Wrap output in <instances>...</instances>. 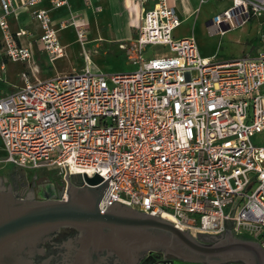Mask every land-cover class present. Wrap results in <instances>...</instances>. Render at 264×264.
Here are the masks:
<instances>
[{
	"label": "built area",
	"instance_id": "built-area-1",
	"mask_svg": "<svg viewBox=\"0 0 264 264\" xmlns=\"http://www.w3.org/2000/svg\"><path fill=\"white\" fill-rule=\"evenodd\" d=\"M41 1L22 0V7L39 24L38 50L55 63L65 55L58 31L73 27L84 46L87 17L82 10L53 21L49 9L37 7ZM67 5L50 0L51 9ZM15 11L13 0H0L2 69L4 60L34 56L33 41H21L31 34L10 29ZM261 16L264 0H231L206 25L222 34ZM180 24L167 0L143 11L132 49L119 44L136 66L131 72L101 73L87 50L78 71L45 79L23 71L21 85L0 97V164L52 167L78 185L86 184L83 175L103 182L111 176L100 214L116 201L161 218L170 214L195 237L229 230L264 251V145L253 143L264 133V46L218 62L202 56L194 37L176 38ZM146 47H155L148 58ZM30 70H37L32 63Z\"/></svg>",
	"mask_w": 264,
	"mask_h": 264
},
{
	"label": "water",
	"instance_id": "water-1",
	"mask_svg": "<svg viewBox=\"0 0 264 264\" xmlns=\"http://www.w3.org/2000/svg\"><path fill=\"white\" fill-rule=\"evenodd\" d=\"M75 176L65 175L62 192L66 199H45L43 201H17L13 193L0 191V264H15L16 245L26 236L37 234L60 226H76L90 231L101 227L113 229L115 249L120 251L150 250L169 254L174 261L188 264H255L251 256L258 259L257 264H264V251L252 241L234 237L225 230L218 243L208 244L207 239L216 237L199 235L178 229L170 221L159 216L145 214L128 206L113 201L99 213L98 202L108 186L98 175H83L84 185L72 181ZM119 207L127 215H114L112 210ZM112 239V238H111ZM10 249L7 253H5ZM148 258L139 264H152ZM255 262V261H254Z\"/></svg>",
	"mask_w": 264,
	"mask_h": 264
},
{
	"label": "rangeland",
	"instance_id": "rangeland-1",
	"mask_svg": "<svg viewBox=\"0 0 264 264\" xmlns=\"http://www.w3.org/2000/svg\"><path fill=\"white\" fill-rule=\"evenodd\" d=\"M217 1L223 3L216 6L212 0L208 1L204 5L199 16L182 23L174 31V36L176 38L194 37L203 56H214L215 61L218 62L240 58L250 53L251 49L254 47L258 49L260 43L264 46V40H262V37H264V18L262 17L252 18L247 24L240 27L241 29L226 30L222 34L215 27H207L205 19L211 17L218 11H222L226 5L229 6L231 3L230 0ZM88 15L93 14L89 12ZM68 28H71L73 31L71 29L65 30L61 38V44L65 49V55L55 62V64L49 61L48 56L44 52L38 50V43L36 41L32 42V52L34 56L29 62L19 63L8 61L5 69L0 70V95L14 91L16 86L21 85L19 76L23 70H26V73L31 75V77L32 73L37 76L40 75L41 77H46V75L50 77L56 74L57 71H64L66 73L72 72L73 70L78 71L84 66L83 50L89 52L91 63L95 65L101 73L111 75L131 72L136 69V66L129 62L126 51L120 49L118 43L111 41L110 36L108 37L105 32L101 34L97 33V31L95 32L93 24H88L87 26L89 33L86 36V44L84 46H81L76 40L75 29L73 27ZM32 29L33 27H30V30ZM30 33L31 32H29V34ZM65 44H68L67 48H65ZM126 45L130 50L132 49L131 40L128 41ZM154 49L155 47H146L144 56L148 58ZM4 62H6V60H4ZM31 63L33 67H38V70L32 72L30 70ZM253 143L264 145V133L258 135L253 140ZM1 148L2 145L0 143V157H3ZM27 170L29 172L33 171L30 167H28ZM34 173L44 175L52 182L59 181L56 172L51 168L35 170ZM28 175L31 176L32 173H28Z\"/></svg>",
	"mask_w": 264,
	"mask_h": 264
},
{
	"label": "flooded vegetation",
	"instance_id": "flooded-vegetation-1",
	"mask_svg": "<svg viewBox=\"0 0 264 264\" xmlns=\"http://www.w3.org/2000/svg\"><path fill=\"white\" fill-rule=\"evenodd\" d=\"M12 191L17 201L56 200L62 196L63 184L44 183L35 187L33 184L22 182L16 184L0 183V191ZM65 200V199H63ZM114 215H127L128 212L115 207ZM109 227H101L90 231L76 226H60L37 234L24 237L15 247L10 258L15 264H139L144 259L154 258L152 264H164L167 259H174L172 255L159 253L155 258V251L150 250L120 251L114 248L113 235ZM112 238V239H111ZM220 237L207 239L208 244L218 243ZM8 249L5 253H7ZM253 263L258 259L251 256ZM255 261V262H254Z\"/></svg>",
	"mask_w": 264,
	"mask_h": 264
},
{
	"label": "crops",
	"instance_id": "crops-1",
	"mask_svg": "<svg viewBox=\"0 0 264 264\" xmlns=\"http://www.w3.org/2000/svg\"><path fill=\"white\" fill-rule=\"evenodd\" d=\"M67 1H68V5L61 7L64 9L61 8L51 9L50 0H42L37 5V7L49 9V14L53 21H58L60 19H67L69 17V13L80 12L83 10L86 14L88 24L89 25L93 24V26L95 27V32L97 31V33L99 34L105 32L108 35V37L110 36L111 41L118 43V47H119V44L124 43L126 45L128 41L134 38L137 28L139 26V20L142 12L147 9H151L157 0H146L142 4L135 3L131 0H91L92 3L90 8H86L84 6L83 0H67ZM208 1L210 0H167V3L168 5L172 6L175 9L182 24L193 18L194 19L197 18L199 14L202 12L204 5ZM212 1L215 3L216 6L223 3L217 0H212ZM13 2L16 11L14 15H11L9 17L10 29L12 31L25 29L28 32H31L30 33L31 36L24 37L21 39L22 43L26 44L28 43L29 40L33 41L38 35H40L41 31L39 28V24L37 21L31 18V14H30L31 8L22 7V0H13ZM97 7L100 8L99 11L96 10ZM226 7L228 6L226 5L222 10H224ZM89 12L92 13L93 15H88ZM220 12L221 11H218L214 13L211 17L205 19V23H207L214 15ZM261 17L264 18V16ZM30 27H33V29L30 30ZM68 29L71 28L60 29L58 31L60 43H61V38L63 36V32ZM67 46L68 44H65V48H67ZM254 49L255 47L251 49L250 53H253ZM257 51H259V48L257 49ZM6 63L8 62H5V66ZM4 69L1 68V61H0V70H4ZM36 69L38 70V67H36ZM23 71H21V73ZM73 71H77V70H73ZM24 72H26V70ZM68 73L64 71H57L56 74H53L50 77L47 75L46 77H41L40 75L38 76L34 75V76L37 79H45V78H51L57 75L68 74ZM18 87L19 86H16V89ZM8 93H4L0 95V97H3ZM2 154L4 156L3 150H2ZM2 158L3 157H0V159ZM47 168H51L56 172V169L52 167L32 169L33 171L29 172L27 168L18 169L16 167H13L12 165L0 164V183L2 182L4 184L11 183L20 186L22 182H27L28 184H33V186L38 187L43 185L44 183L50 182L56 185L58 184V186H60V184L63 181L58 175L57 176L59 177V181L52 182L49 178L45 177L44 175L34 173L35 170L47 169ZM28 173H32V175L29 176Z\"/></svg>",
	"mask_w": 264,
	"mask_h": 264
},
{
	"label": "bare ground",
	"instance_id": "bare-ground-1",
	"mask_svg": "<svg viewBox=\"0 0 264 264\" xmlns=\"http://www.w3.org/2000/svg\"><path fill=\"white\" fill-rule=\"evenodd\" d=\"M162 217L169 220V221H172L174 222L178 227H182L181 224H179L178 222L175 221V218L173 216H171L170 214H167V213H163L162 214ZM194 233V232H192ZM193 235V234H192ZM234 236V235H233ZM235 237V236H234ZM238 238V237H237ZM149 261H151V259H149ZM174 264H188V263H181L179 261H174Z\"/></svg>",
	"mask_w": 264,
	"mask_h": 264
}]
</instances>
